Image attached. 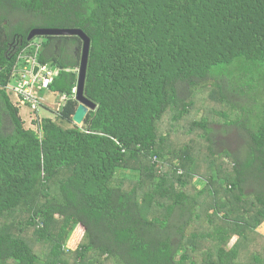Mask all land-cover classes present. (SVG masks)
<instances>
[{
	"label": "trees",
	"instance_id": "trees-1",
	"mask_svg": "<svg viewBox=\"0 0 264 264\" xmlns=\"http://www.w3.org/2000/svg\"><path fill=\"white\" fill-rule=\"evenodd\" d=\"M34 28L91 40L82 125L78 35L36 37L56 118L27 128L11 99ZM198 88L220 120L192 118L176 144ZM263 222L264 0H0V264H264Z\"/></svg>",
	"mask_w": 264,
	"mask_h": 264
},
{
	"label": "rangeland",
	"instance_id": "rangeland-1",
	"mask_svg": "<svg viewBox=\"0 0 264 264\" xmlns=\"http://www.w3.org/2000/svg\"><path fill=\"white\" fill-rule=\"evenodd\" d=\"M41 38H33L31 39V43L33 44H38L41 42ZM79 71V69H78ZM77 71V72H78ZM42 90H39V94L42 97V103L40 104L41 106V116L38 115L37 109L32 110L31 115L27 116L28 119L24 120L25 121V127L27 128H33L35 130L38 131V125L36 124V122H39L44 116L45 117H54L55 116V111H57L59 109L60 103L64 102V96L63 95H58L57 98L54 99V102L52 101L51 104L46 105L45 103V99L43 98L44 95L47 93L46 90H43V92H41ZM194 99V104L193 107L191 108V112L184 117V119L179 120L176 125V129L174 128V132H173V140L174 142L177 144H183L184 143H188L191 138L195 137L197 135V131L194 132H187V128L190 125V122L192 120V118L194 117H201V116H208L209 119H211V121L213 120V122H218L220 120V116L217 114H214L213 110L217 109V110H221L223 105H221L218 101H216L211 95H210V88H206V89H202V88H198L196 89L195 92V96H193ZM25 109V107L23 106V110ZM22 110V111H23ZM48 111V112H47ZM52 112V113H51ZM26 116V114H24ZM48 115V116H46ZM50 115V116H49ZM32 119V120H31ZM172 120H169V117L166 119V121L162 124V126L167 127ZM219 127V126H217ZM200 131H198L199 133ZM227 160V159H225ZM205 168V166L203 167V169ZM199 177H195L193 182L194 184L198 187V188H202L205 184V177L204 175H200L198 174ZM118 176L121 178L123 176H128L127 178H129L131 176V173L128 172L127 170H121L118 173ZM129 180V179H127ZM19 219H24V216L21 215L20 217H16V220L18 221ZM29 229V227H28ZM258 231V235H256V243H254L251 246L252 251L254 249H257L260 252H264V222L257 228ZM78 232H75L74 235L72 237L69 238V248L74 249L77 246L78 243ZM80 234V233H79ZM28 236H34L33 240L35 239V241H33L34 243V249L37 253H42L46 247H48V243L45 240H40V239H36V236L34 235L33 231L31 229H29L28 232ZM74 239L76 240V242H74ZM81 239V237H80ZM79 239V240H80ZM235 238L232 239L231 241V245L233 242H235ZM245 253L244 256L245 257ZM244 261H246L247 259L243 258Z\"/></svg>",
	"mask_w": 264,
	"mask_h": 264
},
{
	"label": "built area",
	"instance_id": "built-area-1",
	"mask_svg": "<svg viewBox=\"0 0 264 264\" xmlns=\"http://www.w3.org/2000/svg\"><path fill=\"white\" fill-rule=\"evenodd\" d=\"M34 48V49H33ZM41 45L31 43L20 54L16 65L12 70V79L7 86L9 93H13L20 98L21 102L28 104L32 110L37 109L42 103V97L39 90L49 91V86L57 75V69L52 68L50 64H40L37 60ZM39 69L35 73V67ZM73 95L78 93V87L72 90ZM64 99L66 98L65 95Z\"/></svg>",
	"mask_w": 264,
	"mask_h": 264
},
{
	"label": "water",
	"instance_id": "water-1",
	"mask_svg": "<svg viewBox=\"0 0 264 264\" xmlns=\"http://www.w3.org/2000/svg\"><path fill=\"white\" fill-rule=\"evenodd\" d=\"M46 35H78L83 40L81 61L78 71V82H77V87H78L77 100L79 102V105L72 117L73 121L76 124L82 125L89 110L94 109L96 107L95 103L87 99L84 95L91 40L89 36L85 34V32H83L81 29H59V28L57 29L34 28L30 31L28 35V39L31 40L37 36H46ZM38 69L39 67L36 66L34 72L36 73Z\"/></svg>",
	"mask_w": 264,
	"mask_h": 264
},
{
	"label": "crops",
	"instance_id": "crops-1",
	"mask_svg": "<svg viewBox=\"0 0 264 264\" xmlns=\"http://www.w3.org/2000/svg\"><path fill=\"white\" fill-rule=\"evenodd\" d=\"M77 82H78V79H77ZM43 90H44V89H43ZM43 90H42L41 92H43ZM10 96H11V99L13 100V102L19 106V108H20V114H21L22 118H23L24 120H27V119H28L27 116H28V115H29V116L31 115V108H30V106L27 105V104H25V103H23V102H21L20 98L17 97L16 95H14L13 93H10ZM43 98L46 100L45 103H46V105H48V106H49V104H51V102L54 100L53 96L50 94V91H47V93L44 95ZM53 102H54V101H53ZM23 106L25 107L24 110H23ZM49 107H50V106H49ZM22 110H23V111H22ZM47 112H48V111H47ZM51 113H52V112H51ZM24 114H26V116H25ZM41 114H42V112H41V110H39L38 115L41 116ZM46 116H48V115H46ZM49 116H50V115H49ZM44 117H45V116H44ZM31 120H32V119H31Z\"/></svg>",
	"mask_w": 264,
	"mask_h": 264
}]
</instances>
